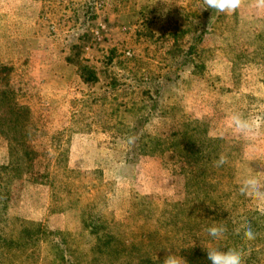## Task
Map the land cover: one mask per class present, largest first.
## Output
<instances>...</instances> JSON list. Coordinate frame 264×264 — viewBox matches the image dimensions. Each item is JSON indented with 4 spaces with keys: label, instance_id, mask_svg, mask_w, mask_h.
Instances as JSON below:
<instances>
[{
    "label": "rangeland",
    "instance_id": "1",
    "mask_svg": "<svg viewBox=\"0 0 264 264\" xmlns=\"http://www.w3.org/2000/svg\"><path fill=\"white\" fill-rule=\"evenodd\" d=\"M3 90L29 106L34 152L18 165L15 134L0 132V165L15 161L0 169V232L12 242L0 264H57L50 246L64 234L61 264H135L146 251L163 262L194 246L200 261L235 248L244 264H264V204L239 192L250 175L264 184V10L254 0L232 13L203 0H0ZM235 113L260 118L259 130L235 131ZM245 218L254 240L234 233ZM28 222L48 236L27 258ZM219 224L228 231L213 239L206 229ZM94 225L120 241L106 249Z\"/></svg>",
    "mask_w": 264,
    "mask_h": 264
},
{
    "label": "trees",
    "instance_id": "2",
    "mask_svg": "<svg viewBox=\"0 0 264 264\" xmlns=\"http://www.w3.org/2000/svg\"><path fill=\"white\" fill-rule=\"evenodd\" d=\"M82 76L84 77V80L90 81L94 80L96 77L90 75L85 69L82 70ZM7 115H6V114ZM30 108L29 106L25 104H21L18 99L13 97L11 90H3L0 91V132H2L5 135H9L11 133L15 134L13 136V141L16 143L18 147H20L21 151V158H23V163H21L20 159H17L18 165L23 166L22 164L27 163V161L30 159V155L34 152L32 149H30L28 146L25 145L26 140L24 139L25 136H27L28 133V122L30 120ZM24 130H27L26 133H24ZM20 133V135H18ZM188 143H191L189 140ZM176 144V143H175ZM17 147V148H18ZM188 149L190 155L198 156L196 153L198 152L196 149H194L193 146H187L185 147ZM9 164L7 165H0V169L4 168L6 171H8L12 166L14 167L15 161L12 157ZM3 171V170H2ZM4 172V171H3ZM19 174H14L13 176H18ZM3 182V179L0 178V187ZM2 194L0 190V195ZM8 197V196H7ZM7 197H0V220L5 219L4 213L6 211V206L3 204V202H7ZM85 222H88L87 220ZM90 223H86V226H89ZM91 225V224H90ZM32 226L33 229L31 231L30 227ZM89 228V227H88ZM4 229V228H3ZM1 230V227H0ZM90 230L93 232L94 236L100 243L108 248L109 245H115L116 241H120V237H117L115 234L111 233V231H106V226L103 227L102 225H94L92 226V229ZM46 231L44 226L42 227L40 224H35L28 222V224L22 226L21 229V235L23 236V245H28L27 251H25V255L28 258V256H31L32 254L28 252H33L35 247H40L43 241L45 242L44 235L46 234ZM46 236H48L46 234ZM48 241V239H46ZM31 242L33 244H31ZM40 244H39V243ZM67 240L64 236L59 239H57V245H51L52 241L49 245H51V248H56L58 251V254L56 256V259L59 260V263L61 264L64 262V259L66 258L67 254L69 253V250L67 249ZM12 242L8 241L7 236L4 237V232H0V253L5 252V248ZM39 245H36V244ZM17 246V245H16ZM137 248V247H136ZM104 249V248H103ZM27 253V254H26ZM184 257V259L187 261V264H211L206 262L205 260L200 261L199 258L203 255L202 251H199L197 246L192 247L191 251L188 252V250H182L181 253ZM132 260L135 262V264H163V262L157 261L153 255H151L150 251L142 252L140 255V258L137 260V257H133ZM53 261V260H52ZM0 262L3 263L4 260L0 259Z\"/></svg>",
    "mask_w": 264,
    "mask_h": 264
},
{
    "label": "clouds",
    "instance_id": "3",
    "mask_svg": "<svg viewBox=\"0 0 264 264\" xmlns=\"http://www.w3.org/2000/svg\"><path fill=\"white\" fill-rule=\"evenodd\" d=\"M206 8L216 10L218 12H235L243 3V0H203ZM257 9L264 10V0H254ZM261 119H246L240 114L235 113L229 117L230 126L234 130L241 133H253L258 131L261 126ZM135 137H129L128 143L133 144ZM214 165L220 167L227 163V156L223 153L220 154L219 159L215 160ZM260 173L245 177L239 187V192L247 198L252 199L258 204H264V184L259 179ZM243 230V238L251 241L256 238V233L252 228L251 222L246 218L242 220L239 227L234 229V233L239 235ZM209 236L213 239H221L225 236L228 229L224 224L212 225L206 229ZM207 259L211 264H244V251L230 248L227 251H220L216 248L206 249ZM163 264H187V261L180 256H177L169 251L164 257Z\"/></svg>",
    "mask_w": 264,
    "mask_h": 264
}]
</instances>
